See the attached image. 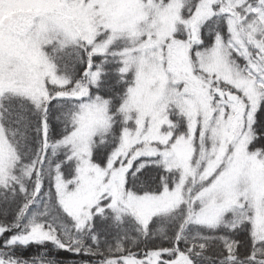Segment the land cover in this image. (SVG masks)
Returning <instances> with one entry per match:
<instances>
[{
  "label": "snow or ice",
  "instance_id": "obj_1",
  "mask_svg": "<svg viewBox=\"0 0 264 264\" xmlns=\"http://www.w3.org/2000/svg\"><path fill=\"white\" fill-rule=\"evenodd\" d=\"M0 264H264V0H0Z\"/></svg>",
  "mask_w": 264,
  "mask_h": 264
}]
</instances>
